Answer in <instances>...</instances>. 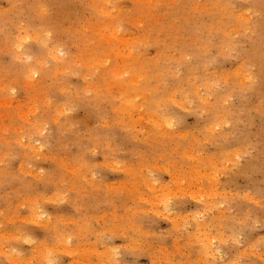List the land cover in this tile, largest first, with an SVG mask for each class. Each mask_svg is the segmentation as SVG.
<instances>
[{
	"label": "rangeland",
	"instance_id": "obj_1",
	"mask_svg": "<svg viewBox=\"0 0 264 264\" xmlns=\"http://www.w3.org/2000/svg\"><path fill=\"white\" fill-rule=\"evenodd\" d=\"M0 264H264V0H0Z\"/></svg>",
	"mask_w": 264,
	"mask_h": 264
},
{
	"label": "bare ground",
	"instance_id": "obj_2",
	"mask_svg": "<svg viewBox=\"0 0 264 264\" xmlns=\"http://www.w3.org/2000/svg\"><path fill=\"white\" fill-rule=\"evenodd\" d=\"M34 149H35V147H34ZM35 152V151H34Z\"/></svg>",
	"mask_w": 264,
	"mask_h": 264
}]
</instances>
